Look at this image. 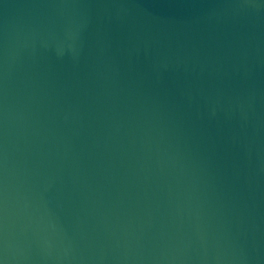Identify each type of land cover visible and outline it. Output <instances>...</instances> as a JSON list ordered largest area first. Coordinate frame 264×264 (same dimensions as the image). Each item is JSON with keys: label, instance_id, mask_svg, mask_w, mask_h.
Segmentation results:
<instances>
[{"label": "water", "instance_id": "obj_1", "mask_svg": "<svg viewBox=\"0 0 264 264\" xmlns=\"http://www.w3.org/2000/svg\"><path fill=\"white\" fill-rule=\"evenodd\" d=\"M0 264H264V0H0Z\"/></svg>", "mask_w": 264, "mask_h": 264}]
</instances>
